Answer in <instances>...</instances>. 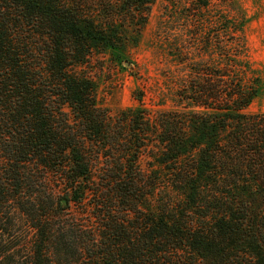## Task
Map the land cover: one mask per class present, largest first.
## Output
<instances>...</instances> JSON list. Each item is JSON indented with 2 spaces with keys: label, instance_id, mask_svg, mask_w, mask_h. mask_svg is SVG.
<instances>
[{
  "label": "trees",
  "instance_id": "obj_1",
  "mask_svg": "<svg viewBox=\"0 0 264 264\" xmlns=\"http://www.w3.org/2000/svg\"><path fill=\"white\" fill-rule=\"evenodd\" d=\"M155 1L0 0V264H264L261 79L244 18L217 9L234 0L168 6L171 108L99 104L86 68L136 45Z\"/></svg>",
  "mask_w": 264,
  "mask_h": 264
},
{
  "label": "rangeland",
  "instance_id": "obj_2",
  "mask_svg": "<svg viewBox=\"0 0 264 264\" xmlns=\"http://www.w3.org/2000/svg\"><path fill=\"white\" fill-rule=\"evenodd\" d=\"M188 0H156L152 6L146 27L138 43L124 51H108L100 60L86 68L96 81L99 104L112 113L137 107L136 93L145 95L148 109H169L172 107V86L167 79L171 64L166 56V43L174 31L168 29V6L173 12L182 11ZM174 3H177L178 7ZM222 14L244 18L245 37L249 49V61L261 79V91L248 112H264V0H234L231 4H219ZM214 14H211V16ZM167 21V23H166ZM164 22L166 23L164 26ZM165 27V28H164ZM170 32V34H169ZM173 36V35H172ZM116 54V55H115ZM129 63L130 66L126 64Z\"/></svg>",
  "mask_w": 264,
  "mask_h": 264
},
{
  "label": "water",
  "instance_id": "obj_3",
  "mask_svg": "<svg viewBox=\"0 0 264 264\" xmlns=\"http://www.w3.org/2000/svg\"><path fill=\"white\" fill-rule=\"evenodd\" d=\"M126 65H127V66H130V64H129V63H127Z\"/></svg>",
  "mask_w": 264,
  "mask_h": 264
}]
</instances>
